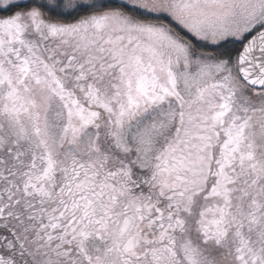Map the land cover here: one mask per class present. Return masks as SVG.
Returning <instances> with one entry per match:
<instances>
[{"label": "snow or ice", "instance_id": "1", "mask_svg": "<svg viewBox=\"0 0 264 264\" xmlns=\"http://www.w3.org/2000/svg\"><path fill=\"white\" fill-rule=\"evenodd\" d=\"M0 264H264V0H0Z\"/></svg>", "mask_w": 264, "mask_h": 264}]
</instances>
